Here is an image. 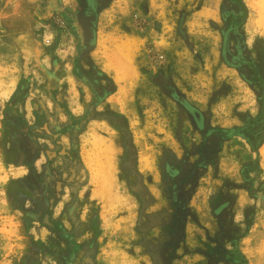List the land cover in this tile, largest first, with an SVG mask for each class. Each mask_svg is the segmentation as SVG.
I'll list each match as a JSON object with an SVG mask.
<instances>
[{
	"label": "rangeland",
	"instance_id": "rangeland-1",
	"mask_svg": "<svg viewBox=\"0 0 264 264\" xmlns=\"http://www.w3.org/2000/svg\"><path fill=\"white\" fill-rule=\"evenodd\" d=\"M242 2L243 22L231 0H0V264H264V163L243 130L260 113L264 30ZM116 45L132 49L125 80ZM39 112L37 128L80 116L55 232L34 217L37 176L11 188L4 157L35 144L8 119ZM93 136L117 148L106 186L84 161Z\"/></svg>",
	"mask_w": 264,
	"mask_h": 264
},
{
	"label": "crops",
	"instance_id": "crops-1",
	"mask_svg": "<svg viewBox=\"0 0 264 264\" xmlns=\"http://www.w3.org/2000/svg\"><path fill=\"white\" fill-rule=\"evenodd\" d=\"M17 89L18 86L16 90ZM27 98L28 95H26L24 99H21L20 101L17 102H21ZM42 115L43 114L41 112L36 113L32 116V119L29 117L22 118L21 115L20 116L14 115L15 117H19L24 121V128L22 129V133H24L25 137H27L28 134L34 129L36 130V134L33 136L35 144H32L30 140L27 141L26 144H5V149H6L4 153L5 155L4 157H6L5 162L8 166L10 167L12 166L11 168V171H13L12 173L14 175H18L15 176V178L12 177V180L30 181L32 176L31 175L32 170L36 171V176H41L47 160H51V162H53L54 165L62 164L63 162L62 154L72 145L70 144V142L74 141L75 142L74 148L76 150V158L78 164V167L76 169V176H75V181H76L78 179L81 163L83 161L81 160L82 158L80 157L81 143H78L74 140L73 138L74 135L70 133L72 132L71 131L72 127L68 125H71L72 122L78 119V117L80 116L77 117L74 116L73 114L70 116L68 115V120L70 121L68 125L62 122L57 124L59 129L61 130L60 132L61 136L58 138V142L60 143L59 144L60 146H58V148H61V151L59 155H56L55 152L54 153L52 152L55 151L53 150L54 144H50V137L48 136L50 132V125L53 122V118L46 116V120H44V122L42 123L43 125L42 129L44 131L38 132V128H37L38 118ZM75 126L77 127L76 124ZM56 137H58V135ZM55 210L56 208H54V211L51 213V219H55V213H54ZM35 220L36 222H42L43 224L42 226L44 228L46 227L49 230H53L51 228L52 224L51 226H49L44 222V220L40 221L39 218H38L39 221H37V219ZM48 221H49V217H48Z\"/></svg>",
	"mask_w": 264,
	"mask_h": 264
},
{
	"label": "flooded vegetation",
	"instance_id": "flooded-vegetation-1",
	"mask_svg": "<svg viewBox=\"0 0 264 264\" xmlns=\"http://www.w3.org/2000/svg\"><path fill=\"white\" fill-rule=\"evenodd\" d=\"M92 70L99 75V73L96 72L95 66L92 67ZM81 75L82 78L92 86H96L99 82V79H96L94 76H85L82 72ZM92 89L94 90V87ZM95 92L98 91H94V93ZM193 113L197 123H199L200 120L202 121V115L198 114L196 111H193ZM42 127L43 125H39L38 132L44 131ZM60 132L61 130L59 127L51 123L48 136L50 137V144H54L53 150L55 151L52 152H55L56 155H59L61 151V148H58V146H60L58 142V138L61 136ZM57 135L58 137H56ZM70 144L72 145L69 149L62 154V164L54 165L51 160H47L42 175L36 177L34 209L40 221H43L46 216L49 217V222L52 224L51 228L53 230L56 228V223L51 219V213L54 211V208H57L60 199L64 196L63 192L66 190L67 186L75 182L76 169L78 167L76 150L74 148L75 142L71 141ZM26 207L28 206L26 205Z\"/></svg>",
	"mask_w": 264,
	"mask_h": 264
},
{
	"label": "bare ground",
	"instance_id": "bare-ground-1",
	"mask_svg": "<svg viewBox=\"0 0 264 264\" xmlns=\"http://www.w3.org/2000/svg\"><path fill=\"white\" fill-rule=\"evenodd\" d=\"M252 8L254 9L256 16H257V18H256L257 25L264 30V0H255V4L252 5ZM101 41H102V39H101ZM112 41L114 42V40H112ZM131 47H133V46H131ZM113 56L114 57L112 60L113 61L112 62V64H113L112 71L116 74V79L118 81L122 80V79L125 80V79L129 78V76L130 77L134 76V74L136 73V68H135L134 62L132 60L133 54H132V49L130 48V45H125V46L116 45V46H114ZM93 138H94V141L90 142V143H92L91 146L93 147V150H92V148H90V149H91V151H93L94 154L93 153L92 154L94 155V157H92L93 155L89 151H85L86 149H84V152H86V157H85L86 160L84 159V161H86V163H88L89 166L93 167V178H94V180H97L99 182L101 181V183L104 182V185H105L106 183H108L111 180L110 179L111 176L109 175L110 173L108 174V171L106 172V170H108L106 168H107V166L108 167L111 166V161H112L111 157H112L113 153L115 152V149L117 150V148H114L115 147L114 144L112 145L109 143L108 144L105 143V141L101 137L93 136ZM110 142H112V141H110ZM87 147H89V146H87ZM96 153H97V156H96ZM260 154H261L262 162L264 163V145L260 149ZM104 158H107L108 160L104 161V160H106ZM12 172L13 171H11V173ZM111 183H114V182L112 181ZM99 186H101V185H99ZM108 187H109V185H107V188ZM110 187H112V185H110ZM97 190L95 193H97ZM107 191L108 190H106V192Z\"/></svg>",
	"mask_w": 264,
	"mask_h": 264
},
{
	"label": "trees",
	"instance_id": "trees-1",
	"mask_svg": "<svg viewBox=\"0 0 264 264\" xmlns=\"http://www.w3.org/2000/svg\"><path fill=\"white\" fill-rule=\"evenodd\" d=\"M232 2L236 3L240 9L241 15H239L241 17L242 22L246 19L247 17V8L244 5V3L242 2V0H231ZM22 82H20L18 89L16 90L14 96L12 97V101H20L21 99H24V97L27 95L24 93L23 97H18V93L22 92ZM259 103H260V113L259 116L256 120H251L249 122V125L244 127L243 130H246L250 133V135H246L245 138L250 142V146L252 147V150L256 152L257 154V159L259 158L260 154H259V150L261 149V147L264 145V91L262 92V95L259 98ZM9 122L12 123H16L21 121L20 118L15 117V116H11L8 119ZM255 128L257 129L255 130ZM24 135V133H22ZM253 136H255V138H258V142L255 144L252 140ZM31 175H36V171L32 170V174ZM21 180H12L11 181V188L15 185L20 183Z\"/></svg>",
	"mask_w": 264,
	"mask_h": 264
},
{
	"label": "water",
	"instance_id": "water-1",
	"mask_svg": "<svg viewBox=\"0 0 264 264\" xmlns=\"http://www.w3.org/2000/svg\"><path fill=\"white\" fill-rule=\"evenodd\" d=\"M83 41L85 42L84 39H83ZM85 44L87 45L86 42H85ZM174 98H176L177 100L180 99V98H181V94H180V93H177V95H175ZM187 109H188L190 112L192 111V109H190V107H188V106H187ZM34 217H35V219H37V221H39L37 215L34 216ZM44 222H45L46 224H48L49 226H51V223L48 221V217H47V216L44 218Z\"/></svg>",
	"mask_w": 264,
	"mask_h": 264
}]
</instances>
